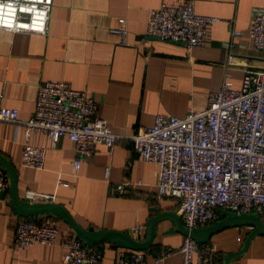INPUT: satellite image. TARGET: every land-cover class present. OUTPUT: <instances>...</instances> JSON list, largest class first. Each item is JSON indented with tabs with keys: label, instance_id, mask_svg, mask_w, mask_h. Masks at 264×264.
Wrapping results in <instances>:
<instances>
[{
	"label": "crops",
	"instance_id": "obj_1",
	"mask_svg": "<svg viewBox=\"0 0 264 264\" xmlns=\"http://www.w3.org/2000/svg\"><path fill=\"white\" fill-rule=\"evenodd\" d=\"M181 1H192L198 15L221 20L209 28L203 47L186 51L182 45L146 37L149 11ZM263 6L264 0H53L46 35L0 31L2 106L17 110L19 122L17 131L0 122V156L15 169L19 198L26 200L27 191L46 195L83 228L127 231L138 240L157 213L177 215L175 201L157 197L155 169L140 160L131 137L150 128L157 115L183 118L189 111H203L225 73L238 88L244 72H264V52L254 51L247 36L252 9ZM119 19L125 21V46L112 32ZM233 32L240 35L233 37ZM227 44L229 49L224 48ZM44 82H64L94 98L99 117L119 138L112 155L98 145L73 173L74 144L68 139H60L53 148L42 133L25 139L22 124L33 113L37 87ZM26 143L46 150L42 171L21 165ZM107 167L108 182L103 178ZM122 183L132 187L112 195L113 186ZM259 216L264 223V213ZM23 220L12 214L7 186L0 192V264H62L64 249L59 243L62 234L71 232L67 224L44 218L58 229L56 245L17 248L13 229ZM221 220L219 215L217 221ZM134 227L139 233L132 231ZM250 231L251 226L239 225L213 233L208 241L215 252L212 264H224L225 255L238 252ZM184 238L171 221L161 219L151 245L143 250L146 263L181 264L176 250ZM102 245V264H114L118 247ZM229 264H264V236L256 235Z\"/></svg>",
	"mask_w": 264,
	"mask_h": 264
},
{
	"label": "built area",
	"instance_id": "obj_2",
	"mask_svg": "<svg viewBox=\"0 0 264 264\" xmlns=\"http://www.w3.org/2000/svg\"><path fill=\"white\" fill-rule=\"evenodd\" d=\"M53 0H0V31L46 35ZM218 18L195 13L192 1L163 3L150 10L146 37L182 44L186 51L203 47L211 26ZM232 21L227 25L232 27ZM125 46V21L118 20L112 31ZM239 33H232L233 37ZM252 49L264 52V6L252 9L247 23ZM229 49L230 45L224 46ZM0 122L18 129V112L2 106ZM28 141L42 133L53 148L60 139L74 144L72 172L89 160L96 147L103 145L112 155L118 136L99 117L98 103L86 91L73 90L67 83L38 85L34 111L22 124ZM134 152L155 169L157 197L175 201L181 224L189 229L204 228L217 221L219 211L264 213V72H244L234 88L228 73L217 92L207 96L201 112L189 111L183 118L157 115L150 128L139 129L131 137ZM46 150L28 143L21 150L24 168L42 171ZM110 169L104 171L109 181ZM61 186L67 184L59 181ZM7 177L0 172V192ZM132 185H114L111 194L122 195ZM26 201L48 203L46 195L27 191ZM132 231L139 233L140 228ZM59 232L55 224L23 220L15 224L13 244L17 248L40 244L56 245ZM62 264H102L103 249L82 244L73 234L61 235ZM181 264H212L215 257L208 243L185 237L177 248ZM114 264H147L146 252L117 248Z\"/></svg>",
	"mask_w": 264,
	"mask_h": 264
},
{
	"label": "water",
	"instance_id": "obj_3",
	"mask_svg": "<svg viewBox=\"0 0 264 264\" xmlns=\"http://www.w3.org/2000/svg\"><path fill=\"white\" fill-rule=\"evenodd\" d=\"M149 39L155 40L154 38ZM0 169L2 173L7 177L11 210L17 221L20 219H32L36 221H41L44 218L59 219L64 224H67V226L73 232L74 237L85 245H98L100 243L109 242L114 244L118 248L145 250L151 245V242L155 236L156 224L161 219H167L171 221L175 225L176 229L180 231L185 237H189L199 244L208 243L210 236L223 228L239 225L251 226V231L246 237L242 248L236 253L225 255L224 264H229L231 259L239 256L245 251L249 242L256 235L264 236V223L262 222L259 214H237L226 211H219V215L222 218L221 221L209 224L204 228L193 230L185 228L181 224L179 217L175 213H157L154 217L148 220L146 224L145 237L142 240L134 239L129 235L127 231H113L105 229L94 230L92 227L83 228L73 220L71 215L63 207L50 202L30 203L24 199H20L17 191V174L15 172V169L11 165V163L2 156H0Z\"/></svg>",
	"mask_w": 264,
	"mask_h": 264
},
{
	"label": "trees",
	"instance_id": "obj_4",
	"mask_svg": "<svg viewBox=\"0 0 264 264\" xmlns=\"http://www.w3.org/2000/svg\"><path fill=\"white\" fill-rule=\"evenodd\" d=\"M46 219H47V218H46ZM29 220H30V221H33V222H37L38 224H43V223H44V224H46V223L52 224V222L49 221V220H48V221H42V220H41V221H36V220H32V219H29ZM50 220H53V219H50ZM70 233L73 234L72 231H71ZM102 244H103V243H100V244L95 245V246H99V247H101V248L103 249V247H102L103 245H102Z\"/></svg>",
	"mask_w": 264,
	"mask_h": 264
}]
</instances>
